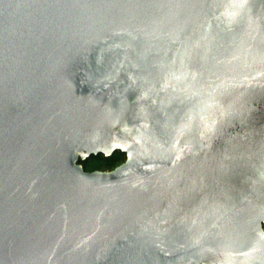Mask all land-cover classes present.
I'll return each instance as SVG.
<instances>
[{
    "label": "water",
    "instance_id": "95a60500",
    "mask_svg": "<svg viewBox=\"0 0 264 264\" xmlns=\"http://www.w3.org/2000/svg\"><path fill=\"white\" fill-rule=\"evenodd\" d=\"M0 264H264V0H0Z\"/></svg>",
    "mask_w": 264,
    "mask_h": 264
},
{
    "label": "trees",
    "instance_id": "16d2710c",
    "mask_svg": "<svg viewBox=\"0 0 264 264\" xmlns=\"http://www.w3.org/2000/svg\"><path fill=\"white\" fill-rule=\"evenodd\" d=\"M125 154L116 151L109 156L101 154L91 155L86 161L79 160L78 162L83 166L86 171L92 170H110L116 165L124 161Z\"/></svg>",
    "mask_w": 264,
    "mask_h": 264
},
{
    "label": "rangeland",
    "instance_id": "374dc122",
    "mask_svg": "<svg viewBox=\"0 0 264 264\" xmlns=\"http://www.w3.org/2000/svg\"><path fill=\"white\" fill-rule=\"evenodd\" d=\"M125 159V158H124Z\"/></svg>",
    "mask_w": 264,
    "mask_h": 264
}]
</instances>
